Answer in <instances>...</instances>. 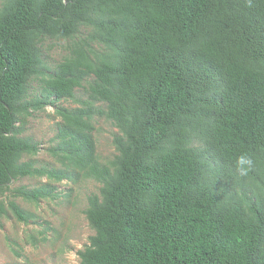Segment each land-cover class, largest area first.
I'll list each match as a JSON object with an SVG mask.
<instances>
[{
    "label": "trees",
    "instance_id": "trees-1",
    "mask_svg": "<svg viewBox=\"0 0 264 264\" xmlns=\"http://www.w3.org/2000/svg\"><path fill=\"white\" fill-rule=\"evenodd\" d=\"M46 39L68 42L53 68ZM77 88L82 106L57 105ZM48 105L61 119L49 152L64 169L24 160L39 145L20 136L23 120ZM97 114L118 128L108 162L96 155ZM245 153L255 164L241 177ZM81 175L101 186L80 264H264V0H3L0 197L20 178ZM6 211L34 218L15 200L0 201Z\"/></svg>",
    "mask_w": 264,
    "mask_h": 264
},
{
    "label": "rangeland",
    "instance_id": "rangeland-1",
    "mask_svg": "<svg viewBox=\"0 0 264 264\" xmlns=\"http://www.w3.org/2000/svg\"><path fill=\"white\" fill-rule=\"evenodd\" d=\"M3 0H0V6ZM67 40L46 39L43 42L44 62L50 68L56 66L67 54ZM40 91V82L35 80L30 86V96ZM83 88L75 90L74 99H61L57 105L64 108H78L87 100ZM96 107H103L98 102ZM54 106H46L41 111L23 120L21 137L31 138L39 145L34 155L24 156L38 167L64 169L63 162L49 152L57 144L56 135L61 119ZM92 132L96 146V155L101 162H108L116 155L113 144L118 128L98 114L92 120ZM51 184L59 194L54 199H43L38 203L27 202L21 197L14 198L13 190L25 186L28 188ZM100 183L91 177L77 176L61 182L50 181L46 176L24 177L10 184V191L0 197L6 204L15 200L24 210L34 215L28 223L17 221L6 211L0 216V264H80L79 251L89 244L94 235L85 211L89 195L99 193Z\"/></svg>",
    "mask_w": 264,
    "mask_h": 264
},
{
    "label": "clouds",
    "instance_id": "clouds-1",
    "mask_svg": "<svg viewBox=\"0 0 264 264\" xmlns=\"http://www.w3.org/2000/svg\"><path fill=\"white\" fill-rule=\"evenodd\" d=\"M254 159L249 154H241L235 160L236 171L239 176L246 177L254 167Z\"/></svg>",
    "mask_w": 264,
    "mask_h": 264
}]
</instances>
